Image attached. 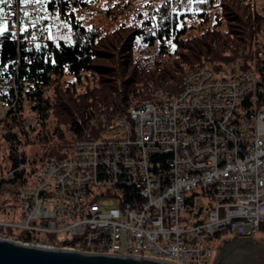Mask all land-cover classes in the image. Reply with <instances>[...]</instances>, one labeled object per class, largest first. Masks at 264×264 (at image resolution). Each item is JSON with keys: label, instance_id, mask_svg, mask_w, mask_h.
Segmentation results:
<instances>
[{"label": "built area", "instance_id": "2783aa9c", "mask_svg": "<svg viewBox=\"0 0 264 264\" xmlns=\"http://www.w3.org/2000/svg\"><path fill=\"white\" fill-rule=\"evenodd\" d=\"M102 1L113 4L56 3L71 14ZM9 4L0 23L14 40H49V27L39 22L22 38L19 4ZM263 57L258 44L244 70L221 76L203 65L176 94L125 113H99L92 119L96 136L69 142L34 170L20 162L0 173V224L16 226L6 236L28 232L36 234L32 245L142 258L155 253V260L170 264H207L208 238L224 230L256 232L264 223ZM16 99L15 79L1 83L0 132L40 126L38 115L17 128L4 126ZM198 187L214 201L204 219L184 227L186 194ZM40 233L58 235V244L38 241ZM61 236H75L79 246L62 244Z\"/></svg>", "mask_w": 264, "mask_h": 264}, {"label": "trees", "instance_id": "16d2710c", "mask_svg": "<svg viewBox=\"0 0 264 264\" xmlns=\"http://www.w3.org/2000/svg\"><path fill=\"white\" fill-rule=\"evenodd\" d=\"M10 1L0 3V13L13 7ZM16 1L22 38L29 36L33 23L52 29L61 17L70 28L67 38L54 37L52 31L48 41L35 44H19L0 28V84L14 78L17 90L16 106L4 126L20 127L28 102L40 118L35 139L41 141L53 134L67 142L94 137L98 130L92 119L99 113H125L153 100L156 91L176 92L184 73L198 65L225 75L244 70L252 50L264 46V6L255 0H162L152 12L132 11L128 21L122 19L104 33L83 26L74 13L60 11L57 0ZM190 29L194 32L188 34ZM154 49L162 55L160 61L153 59ZM262 61L259 70H264V57ZM18 133L3 135L10 169L24 161ZM61 148L50 143L40 160ZM194 195L186 194L187 207L193 206Z\"/></svg>", "mask_w": 264, "mask_h": 264}, {"label": "rangeland", "instance_id": "374dc122", "mask_svg": "<svg viewBox=\"0 0 264 264\" xmlns=\"http://www.w3.org/2000/svg\"><path fill=\"white\" fill-rule=\"evenodd\" d=\"M160 1L162 0H112L113 2L112 5H109L108 1H102L91 8H86V9L84 8V10H81V12L74 11V17L77 20H79L83 26L97 28L101 33H104L105 31L111 30L116 25V23H118L122 19L123 21L124 20L128 21L132 11L140 10L141 12L142 11L143 12L147 11L149 13L152 12L154 5L159 3ZM255 1H257L259 6H264L263 0H255ZM3 26L4 23L1 22L0 28H2ZM48 27H49V34H48L49 37L52 36V31H54L53 33L54 37L61 36L67 38L69 36L70 28L67 25L66 20H64L62 17L59 19L56 27H52V29L50 25ZM190 32H194V30L190 29L188 34H190ZM154 53L155 54L153 59L160 61L162 59V55H160L156 49H154ZM163 60H166V58H164ZM215 74L225 75L219 73H215ZM24 104H25L24 116L27 118L28 122H32L36 114H34L31 111V106L28 102L26 103L24 102ZM62 129H63L62 131L66 134L65 139H68L69 138L68 130L65 127H63ZM38 130L39 128H34L31 130L29 129V131H27L28 132L27 135L25 134V132H19L18 138L20 142L17 143L19 158L22 159V157H24L23 163L25 165L32 166L35 168H37L38 165L40 164L41 162L40 156L44 155V151L45 149H48L50 143L61 145L62 148L60 150L62 151H65L69 143L67 142V140H63L56 134H53V137L50 140L44 139L41 141L35 139V135L37 134ZM51 130L52 129L50 128V131ZM4 137L5 136H3V134L0 133V171L2 170L5 172L10 170L11 160L8 156V150H9L8 142ZM27 137H29L28 141L26 140ZM34 158L37 159L36 162L33 161ZM192 192L195 193L193 206L184 208L180 212L182 219L184 218L182 221V225L184 227L191 226V224L196 219V217H200L201 219H204L206 216L208 206L210 205V203L214 201V197L212 195L210 196L207 193H204L202 189L199 187L194 189ZM199 208H200V212L198 210ZM46 235L47 234L40 233L38 234V238L44 239ZM56 237H58V235ZM244 237H245L244 239H250L258 244L264 243V225H260L259 229L256 232L250 235H245ZM229 239H235V237H233V234L229 230H224L219 234H216L213 237L208 238L205 241L207 245L211 246L212 248V257L209 259L207 264L214 263L217 254L220 253L222 243Z\"/></svg>", "mask_w": 264, "mask_h": 264}, {"label": "water", "instance_id": "95a60500", "mask_svg": "<svg viewBox=\"0 0 264 264\" xmlns=\"http://www.w3.org/2000/svg\"><path fill=\"white\" fill-rule=\"evenodd\" d=\"M214 262L264 264V243L229 239L221 245ZM0 264H170L142 257L87 253L78 250L25 244L0 238ZM214 264V263H213Z\"/></svg>", "mask_w": 264, "mask_h": 264}, {"label": "bare ground", "instance_id": "6f19581e", "mask_svg": "<svg viewBox=\"0 0 264 264\" xmlns=\"http://www.w3.org/2000/svg\"><path fill=\"white\" fill-rule=\"evenodd\" d=\"M195 70H203V65H198L193 68L188 69L178 85V90L179 91V86L180 85H188V77L194 75ZM176 94V92L170 93V92H163V91H156L154 93L153 100L148 101V102H143L139 103L136 105H133L131 107H138L140 105H148V103L154 102L155 98L160 97L161 95H172ZM130 108V107H129ZM26 117L23 116L22 119H25ZM3 135H6L5 132H0ZM13 233H16V226L15 225H1L0 224V238H5L9 240H13L16 242L20 243H25V244H32V241H36V234L33 233H28V232H20V238H12V237H7L6 235H13ZM47 234L44 239L38 238V241H46V242H51V244H57L58 243V237H53L52 233H44ZM51 236V237H48ZM27 237V238H25ZM61 243L70 245V246H79V239H76L75 236H61ZM74 250V249H72ZM147 258L148 259H153L155 260V253H147Z\"/></svg>", "mask_w": 264, "mask_h": 264}, {"label": "flooded vegetation", "instance_id": "af4514ba", "mask_svg": "<svg viewBox=\"0 0 264 264\" xmlns=\"http://www.w3.org/2000/svg\"><path fill=\"white\" fill-rule=\"evenodd\" d=\"M245 235H235L233 234V237H235V239H243ZM214 264H222V262H214Z\"/></svg>", "mask_w": 264, "mask_h": 264}, {"label": "snow or ice", "instance_id": "6c2138e0", "mask_svg": "<svg viewBox=\"0 0 264 264\" xmlns=\"http://www.w3.org/2000/svg\"><path fill=\"white\" fill-rule=\"evenodd\" d=\"M3 2V0H0V3H2ZM25 2H27V0H25Z\"/></svg>", "mask_w": 264, "mask_h": 264}]
</instances>
